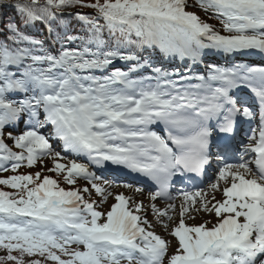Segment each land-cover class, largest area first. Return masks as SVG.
Masks as SVG:
<instances>
[{"label": "snow or ice", "instance_id": "obj_1", "mask_svg": "<svg viewBox=\"0 0 264 264\" xmlns=\"http://www.w3.org/2000/svg\"><path fill=\"white\" fill-rule=\"evenodd\" d=\"M0 9L19 17L0 27V173H13L0 176V264H264V66L199 70L205 50L264 54V0ZM37 22L44 39L26 31ZM115 170L140 183L105 176ZM177 178L192 188L173 194ZM200 212L215 223L188 222Z\"/></svg>", "mask_w": 264, "mask_h": 264}, {"label": "rangeland", "instance_id": "obj_2", "mask_svg": "<svg viewBox=\"0 0 264 264\" xmlns=\"http://www.w3.org/2000/svg\"><path fill=\"white\" fill-rule=\"evenodd\" d=\"M190 2H192V0H190ZM189 11H197V14L198 15H201V17L202 18H205L204 17V15H203V13H201V12H199L196 8H189L188 9ZM210 23H212V24H214L218 29L220 28V25H219V22L218 21H216V20H210L209 21ZM206 52H210V50H207V51H205V53ZM219 55H220V57H222V58H229L230 57V59H237V62H238V60L239 61H250L251 60V58L249 57V56H246V57H244V56H235V54H233V55H225L224 53H218ZM212 63H214V62H212ZM218 63H221V65H223L224 64V62H220V61H218ZM252 63H256V64H258V65H260L259 63H260V61H255V62H253L252 61ZM226 64V63H225ZM260 66H263V65H260ZM69 158H71V157H69ZM44 163H45V171H44V173L43 174H45V175H50V176H54V174L53 173H49V172H47V168L48 167H51V161L50 160H45L44 161ZM40 170V165H39V163H37V165L35 166V167H33V168H31V169H29V168H27V167H22V168H20L18 171L20 172V173H25V172H29V171H31V172H35V171H39ZM3 174H9V175H12L13 173L12 172H10V171H6V172H2ZM212 175V172L210 173V176ZM78 182H81V183H79V185L80 186H83V184L85 183L84 181H78ZM207 185H208V179H207V181L205 182V184L204 185H202V186H200V187H207ZM117 189H119L120 191H124V192H129V193H127L126 195H131V192L129 191V190H127V189H124L123 187H116L115 189H114V191H116V192H118V190ZM216 198L217 199H221V195H220V193H216ZM93 199H98L97 197H93ZM136 199H137V201L139 202V200L140 199H142V198H140V197H136ZM113 202V200L111 199V198H109V200L107 201V203H105L103 206H101L98 210H100V211H104V212H106L107 210H108V208H109V206H110V204ZM145 203H147V201H144ZM157 206L158 207H162L163 206V202H160V201H158L157 202ZM148 219L150 220V221H153L154 220V217H153V215L151 214V213H149V215H148ZM215 216H214V214H209V213H206V212H200V213H197L196 214V217H195V220H190V221H188L189 223H197V224H199V223H204V222H206V221H211L212 223H215ZM212 223H209L208 224V226L209 227H211L212 226ZM153 230L156 232V233H158V234H160V235H163V236H165V238H167V239H171V237H168L167 236V234L162 230V228L159 226V225H156L154 228H153Z\"/></svg>", "mask_w": 264, "mask_h": 264}, {"label": "trees", "instance_id": "obj_3", "mask_svg": "<svg viewBox=\"0 0 264 264\" xmlns=\"http://www.w3.org/2000/svg\"><path fill=\"white\" fill-rule=\"evenodd\" d=\"M79 11L82 12H91V9H79ZM9 19H16L19 20V17L15 13L14 10L12 9H0V27H2L3 23L6 22ZM61 25L65 28H67L69 31H74L76 33H80L81 35L84 32V29L81 27L80 23L75 20L74 17L69 18L65 17L60 21ZM101 23H103L101 21ZM27 33L35 38L38 39H44L46 36V28L41 26L39 22H37L36 25H29V27L26 29ZM2 39V37H0ZM62 187L68 188V185L66 184H61ZM8 190V189H5ZM2 254V252H0Z\"/></svg>", "mask_w": 264, "mask_h": 264}, {"label": "bare ground", "instance_id": "obj_4", "mask_svg": "<svg viewBox=\"0 0 264 264\" xmlns=\"http://www.w3.org/2000/svg\"><path fill=\"white\" fill-rule=\"evenodd\" d=\"M118 190V192H124V191H120L119 189H117ZM125 194H127V193H129V192H124Z\"/></svg>", "mask_w": 264, "mask_h": 264}]
</instances>
